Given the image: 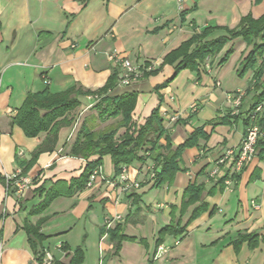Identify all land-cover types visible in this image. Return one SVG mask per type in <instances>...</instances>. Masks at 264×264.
Segmentation results:
<instances>
[{
  "label": "crops",
  "instance_id": "crops-1",
  "mask_svg": "<svg viewBox=\"0 0 264 264\" xmlns=\"http://www.w3.org/2000/svg\"><path fill=\"white\" fill-rule=\"evenodd\" d=\"M248 15H264V0H184L182 8L176 0H0V264H42L34 258L26 222L38 227L36 251L48 250L50 264H70L76 252L82 256L78 264H264V158L256 156L234 175L216 165L241 143L244 115L261 91L253 88L255 68L261 66L264 83V51L242 74L253 44L241 36L196 60L195 68L174 74L181 57L165 61L204 30L203 42L227 37ZM112 50L140 66L142 76L118 85L117 68L106 58ZM115 73L105 94H134L129 122L136 127L158 109L167 136L159 139L161 146L168 141L175 148L196 129L205 135L180 153L185 170L171 182L154 185L149 174L155 167L144 155L126 165L139 187L120 192L112 183L111 158L102 156L101 177L80 187L86 165L98 155L84 159L69 150L81 126L101 132L121 121V115H108L113 105L90 94ZM45 89H75L79 105L57 120L70 122L58 123L55 136L44 131L27 137L15 116L28 93ZM237 91L244 96L235 110L227 95ZM172 114L179 116L170 123ZM216 166L219 173L211 176ZM18 170L33 179L21 199L4 179ZM191 184L200 192L189 201L182 195ZM46 197V207L31 214ZM116 216L107 227L106 218ZM116 224L125 236L118 247L108 234ZM168 226L171 231L160 237ZM160 245L165 253L157 251Z\"/></svg>",
  "mask_w": 264,
  "mask_h": 264
},
{
  "label": "trees",
  "instance_id": "trees-1",
  "mask_svg": "<svg viewBox=\"0 0 264 264\" xmlns=\"http://www.w3.org/2000/svg\"><path fill=\"white\" fill-rule=\"evenodd\" d=\"M207 30H204L200 35L194 36L189 41L182 43L177 49L171 51L165 56V61L172 62L173 60L181 57V60L175 66V73L181 69L189 67L195 68L197 66L196 60H203L206 56L216 55L222 49L224 44L231 38L241 36L247 44H253V48L248 56L244 59L240 74L245 72L248 68H254L256 64V56L264 51V15L259 18H253L248 15L242 18L240 25L237 29L227 31V37H219L212 41H200L206 34ZM198 42L194 48L190 49L191 44ZM231 51H228L223 57L221 62L227 60ZM261 66L255 68L254 71V85L255 90H261L254 98V104L244 115L245 130L248 125L247 114L252 110L253 106L259 103L264 98V83H262ZM116 73L109 79V81L98 91L90 93L91 95H97L99 98L96 100L101 104H110L112 111L108 113L109 116L117 117L121 115V121L116 125L109 126L101 132H94L84 129L82 126L77 131L76 137L70 147L69 154L84 159H88L90 156L98 155L96 161L88 162L86 165L80 180L78 181L80 187L85 186L88 177L97 166H100L101 157L105 154H109L111 162L113 164L114 176L119 174L122 166L129 165L134 160H143V156L151 159L155 168L154 185L160 186L164 183L172 181L174 175L178 171H184L185 168L180 167V153L185 148L193 147L197 144L199 138H205V135L200 129H196L191 133L187 139L179 146L173 148L167 141L164 146L159 144V139L165 136V129L162 126V120L159 116L158 109L152 111L146 122L141 126H133L130 124V114L134 107L135 96L132 93H125L119 96H108L105 94L108 89H111L115 84ZM77 91L75 89H68L59 93H50L48 90L42 92L28 93L23 105L17 111L15 116V123L25 132L27 137H34L40 132L49 131L55 136L58 127V123H69L68 120L57 122L60 117L66 116L67 113L75 109L79 102L76 97ZM108 96V97H107ZM257 124L264 132V113L257 120ZM124 127L125 131L117 137V131L119 128ZM167 136H165L166 139ZM142 153L143 155H139ZM256 156L264 158V140L259 139L256 143ZM159 167V169H157ZM24 171V169H23ZM200 192V187L196 184L188 186L183 197H187L188 200H194L197 198ZM51 197H46L42 202L33 208L30 213H38L49 203ZM24 229L28 236V241L31 247L35 250V257L39 263H42L43 250L36 251V245L42 240V236L39 233L38 227L33 226L26 222ZM172 227L168 226L161 230L160 237L165 232H170ZM110 239L115 242L116 247L119 243L125 239L122 234V227L120 224H116L108 231ZM81 254L76 252L75 257L70 264H78L81 260Z\"/></svg>",
  "mask_w": 264,
  "mask_h": 264
},
{
  "label": "built area",
  "instance_id": "built-area-1",
  "mask_svg": "<svg viewBox=\"0 0 264 264\" xmlns=\"http://www.w3.org/2000/svg\"><path fill=\"white\" fill-rule=\"evenodd\" d=\"M179 8H182L184 0H176ZM106 58L108 61L117 68V83L118 85L127 86L131 82L137 80L142 76L143 72L140 66L133 64L129 59L122 57L116 50H112L106 53ZM260 63H264V60H261ZM244 93L241 91H237L233 94L227 95V100L230 103V106L237 110L242 101V97ZM98 96L94 95L93 100H98ZM173 100L172 96L169 97ZM197 107H191V111L194 112ZM252 110L247 114L248 117V125L242 137L241 143L236 150L228 149L222 154L216 161V165H222L228 170L230 173L237 174L240 173L243 168L251 163V161L255 158L256 155V143L259 139L264 140V132L260 129L257 124V120L261 118L264 113V98L257 104L251 108ZM177 114H172L169 117V122L173 123L178 120ZM126 166H122L121 171L116 176L112 177L113 185L119 188L120 192H129L135 188L139 187V183L133 181L129 178L128 172L126 170ZM101 168L100 166L92 169L86 186L90 187L94 184L98 177H101ZM217 166L212 169L210 172L211 176L217 175L218 172ZM155 173L153 169H150L149 180L155 181ZM6 186H11L13 188V193L17 199H21L31 188L33 183V179L22 174L19 170L12 174L4 175ZM226 184H230V179H226ZM252 207L255 209L258 208V205L253 202ZM120 219V216H116L114 218H106L105 225L109 227V225L115 220ZM178 240L176 241V244ZM157 251L162 254L167 251L166 247L158 246ZM43 258L42 264H50L53 261V256L48 250H43Z\"/></svg>",
  "mask_w": 264,
  "mask_h": 264
},
{
  "label": "rangeland",
  "instance_id": "rangeland-1",
  "mask_svg": "<svg viewBox=\"0 0 264 264\" xmlns=\"http://www.w3.org/2000/svg\"><path fill=\"white\" fill-rule=\"evenodd\" d=\"M70 113H67V115H69ZM71 120V119H70ZM70 122V121H69ZM113 126V125H112ZM78 127V126H77ZM120 136H121V134H120ZM119 136V137H120ZM103 156H109V154H105V155H103ZM110 157V156H109Z\"/></svg>",
  "mask_w": 264,
  "mask_h": 264
}]
</instances>
